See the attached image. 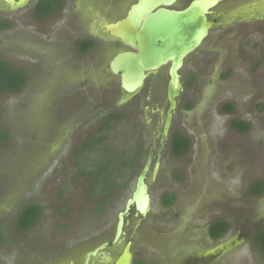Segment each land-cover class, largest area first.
<instances>
[{
    "label": "rangeland",
    "instance_id": "rangeland-1",
    "mask_svg": "<svg viewBox=\"0 0 264 264\" xmlns=\"http://www.w3.org/2000/svg\"><path fill=\"white\" fill-rule=\"evenodd\" d=\"M136 1L62 0L61 11L48 2L36 15L39 0L21 8L0 0V61L29 77L22 91L0 95V134L8 135L0 141V264H85L90 251L112 242L150 153L149 213L133 210L121 243L90 264H116L128 243L131 264H264L256 240L264 195L250 194L264 181V0H224L213 9L226 16L214 15L209 37L185 60L163 144L169 66L128 100L109 67L126 47L105 25ZM147 11L125 27L130 39ZM84 41L95 44L82 52ZM115 112L125 117L94 143ZM236 120L251 128H234ZM176 134L192 141L181 156L171 148ZM109 162L112 189L102 193L98 177ZM166 195L175 198L171 206ZM35 205L40 221L18 230L19 214ZM216 221L231 228L212 239Z\"/></svg>",
    "mask_w": 264,
    "mask_h": 264
},
{
    "label": "water",
    "instance_id": "water-1",
    "mask_svg": "<svg viewBox=\"0 0 264 264\" xmlns=\"http://www.w3.org/2000/svg\"><path fill=\"white\" fill-rule=\"evenodd\" d=\"M30 0H6L12 7L21 8ZM221 0H194L181 11L171 7L177 0H137L131 5L126 15L115 22L105 25L110 35L119 39L126 50L117 53L109 67L112 73L121 77V89L128 100L144 86L150 73L169 66L168 109L163 129V137L167 136L173 119V111L177 106V98L182 90L181 70L185 60L196 51L208 38L213 22L208 15ZM148 8L147 16L140 23L134 40L130 39L124 29L131 24L138 11ZM182 40V42H181ZM150 155L140 172L136 187L127 200L124 209L118 214V221L111 245L121 243L125 236L127 218L134 210L140 216H146L150 211L151 196L147 184L151 168ZM159 166V163L157 164ZM110 246L102 243L88 253L85 264L104 254ZM131 244L125 247L116 264H131Z\"/></svg>",
    "mask_w": 264,
    "mask_h": 264
},
{
    "label": "trees",
    "instance_id": "trees-1",
    "mask_svg": "<svg viewBox=\"0 0 264 264\" xmlns=\"http://www.w3.org/2000/svg\"><path fill=\"white\" fill-rule=\"evenodd\" d=\"M48 2H55L57 3V6L59 7L57 11H61L63 7L62 0H39L35 7V14L40 13L41 9L43 8L42 5L44 3ZM45 6V5H44ZM56 11V12H57ZM55 13V12H54ZM36 14V15H37ZM51 15H45V17ZM44 17V18H45ZM43 18V17H42ZM4 27H6L7 23L4 21L2 24ZM93 41H84L81 43V50L82 52H87L91 50L94 46ZM29 77L26 74L25 71L16 69L13 66L9 65L8 63L4 61H0V95L7 94V93H18L22 91L26 85L28 84ZM225 109L228 111H232L233 107L232 105L225 106ZM122 117H125L124 113H118L115 112L114 114H111V116L106 117L103 122L101 123L100 127L97 129V141L95 140L94 135L93 142L95 143H101L103 140L102 138L105 137L106 129L107 127L113 123L115 120ZM232 126L240 131H247L251 128V125L248 123H243L238 120L233 121ZM8 139L7 134H0V141H6ZM192 146V141L189 137L176 134L171 139V148L173 153L176 156H181L185 152H187ZM139 155V154H138ZM136 156L135 159L139 158V156ZM113 159H111L112 161ZM134 162L130 161L129 163ZM137 162V161H136ZM132 164V163H131ZM110 162L108 165L101 171V176L98 177L100 185L103 187L102 190H106L102 193H109L111 191V185L108 182L110 178V174L112 171L110 168ZM110 185V186H109ZM250 194L252 196H261L264 194V181H258L255 184H253L250 188ZM163 203L165 205L171 206L173 202L175 201V198L173 195H166L162 198ZM42 216V208L39 206H30L22 210V212L18 216L17 220V229L20 231H26L31 228H33L37 223L40 221ZM231 228V225L227 221H216L209 227V235L212 239H219L220 237L224 236ZM4 235L0 231V244L3 242ZM257 243L259 248L261 249L262 253L264 254V231H262L258 237H257ZM143 264V263H142Z\"/></svg>",
    "mask_w": 264,
    "mask_h": 264
},
{
    "label": "flooded vegetation",
    "instance_id": "flooded-vegetation-1",
    "mask_svg": "<svg viewBox=\"0 0 264 264\" xmlns=\"http://www.w3.org/2000/svg\"><path fill=\"white\" fill-rule=\"evenodd\" d=\"M186 1L187 0H182V2H181V0H177V2L171 7V9H173V10H177V11H181V10H184L185 8H187L194 0H191L190 2H189V4L186 6V7H184V5H185V3H186ZM223 1L224 0H221L220 1V3L219 4H217V6L218 5H220L221 3H223ZM255 3V2H254ZM252 4L253 3H251L250 5H249V8H254V9H256L254 6H252ZM216 6V7H217ZM248 11H249V9H248ZM247 11V12H248ZM215 11L213 10L212 11V13L211 14H209L208 15V20L210 21V22H213V24H215L216 23V21H215V19L216 18H214V15L215 16H226V14L224 13V12H216V13H214ZM214 26V25H213ZM212 29V28H211ZM211 29H210V31H211ZM210 34V33H209ZM209 37V36H208ZM121 44H122V42L121 41H119ZM123 45V44H122ZM164 138L165 137H163V135H162V137H161V141H160V143L161 144H163V142H164ZM150 155H152V157H153V153H150ZM149 155V156H150ZM264 195V194H263ZM263 195H261V196H263ZM257 197H259V196H257ZM110 245H111V243H110Z\"/></svg>",
    "mask_w": 264,
    "mask_h": 264
},
{
    "label": "bare ground",
    "instance_id": "bare-ground-1",
    "mask_svg": "<svg viewBox=\"0 0 264 264\" xmlns=\"http://www.w3.org/2000/svg\"><path fill=\"white\" fill-rule=\"evenodd\" d=\"M213 11V10H212ZM114 37V36H113ZM116 38V37H115Z\"/></svg>",
    "mask_w": 264,
    "mask_h": 264
}]
</instances>
